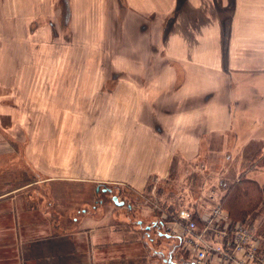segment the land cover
<instances>
[{
    "label": "crops",
    "instance_id": "obj_1",
    "mask_svg": "<svg viewBox=\"0 0 264 264\" xmlns=\"http://www.w3.org/2000/svg\"><path fill=\"white\" fill-rule=\"evenodd\" d=\"M157 3L150 10H138L140 21L143 14L156 12L155 8L159 5L165 7V17L177 6L173 0H157ZM52 4L55 5V0H0V264H181L176 260L182 254L178 238L172 245H156L158 235L170 236L164 226L160 225L162 221L155 220L153 224L143 228L142 244L146 250L143 260L139 252L132 256L131 251L121 247L124 242L116 240L118 235L114 234L113 225L92 223L61 231L48 211L27 191V188L35 183H42L43 179L22 182L28 179L26 175L29 170L22 160L19 162L20 160L15 159L22 152L21 145L28 148L23 143L29 141L34 120H37L41 112H34L29 106L36 74L41 66L39 63L36 66L34 64L43 48L42 42L39 43L41 40L34 43L33 38H30L29 19L37 20L42 17L44 10ZM119 5L127 9L130 7V4L123 1H120ZM106 6L107 0H74L72 3L71 25L85 29L87 47H98L99 42H107ZM94 8L96 13L93 12ZM179 8L181 11L175 27L170 33H164L161 51L156 53V49L155 60L148 61L150 73L153 75L149 79L153 80V83L148 89L157 91V85L163 83L161 76L169 70L174 71L173 78L178 75L181 79L168 88L170 94L181 93L180 98L184 104L181 112L176 113L173 110L170 114L165 112L157 117L164 123L163 130L169 127L165 121H171L169 131L174 141L169 149H166L136 137L140 141H135L136 145L132 146L130 158H126L124 151L117 153L116 163L121 165H116V168L135 169L132 184L128 186L138 192L145 186L140 177L143 167L149 173L155 171L172 181L167 177L168 174L172 175L176 169L182 167L178 161L172 159V155L179 153V156L191 160L210 147L211 150L218 151V142H229L233 127L235 132L241 133L250 129L257 120L264 122V0H181ZM38 9L43 12L37 11ZM17 12L27 18L26 31L15 33L11 27L10 33H2V26L8 27L9 23L18 17ZM148 16L141 26H146L145 21L151 18ZM119 22L120 25L125 23L121 19ZM76 28L74 29L77 37ZM150 32L151 30L143 31L141 37L150 39L153 36ZM40 34L36 35H45ZM160 37H157L159 42L162 40ZM102 47L104 48V44ZM151 52L153 50H150ZM107 55L109 57L110 54ZM23 64L24 68L21 67ZM114 67L117 70L122 68L119 61ZM138 74L143 75L140 71ZM138 84L126 85L124 81H117L111 94L116 96L115 104L120 109H124L125 104H143L141 89H144L145 85L141 82ZM91 85L92 82H88L86 88ZM95 85V88L101 91L106 81L97 80ZM86 92L85 90V95L90 96L91 92ZM37 94L33 92V105L45 102L44 93ZM250 97L254 104L250 105ZM131 117L132 121L138 120L140 127L143 126L137 111H134ZM258 126H261V123H258ZM143 134L146 135L145 132ZM159 142L164 141L160 139ZM87 143V147H91L90 137ZM258 143L260 146L256 145L257 148L252 154L261 153L264 156V146L261 142ZM103 145L106 146V142ZM88 148L81 168L90 172L83 178L90 182L106 183L107 179L99 174L103 173L102 169L108 170L112 167L105 158L107 156H93L92 150L90 152ZM103 151L102 154L106 153ZM39 152L41 156L44 155L41 149ZM145 153L149 154L147 165L144 162L145 157L142 156ZM252 154L247 167L253 161ZM71 163L73 161H69L66 168L75 167ZM201 163L205 161H200L198 171L204 172L207 164L202 168ZM58 167L61 168L60 165L53 164L51 168ZM95 169L98 172L93 171ZM70 173H57L56 177L76 178ZM173 183L178 185L182 181L176 180ZM226 183L227 181H219L216 185V188H222V191L218 189L222 194ZM179 189L182 190L180 195L188 199L191 197L189 203H192L201 191H207L204 187L193 191L186 183ZM105 190L109 191L108 188ZM118 199L123 200L120 197ZM201 208L199 206L197 209L201 211ZM116 232L118 233L117 230ZM123 237L122 234L120 238L118 236L121 240Z\"/></svg>",
    "mask_w": 264,
    "mask_h": 264
},
{
    "label": "rangeland",
    "instance_id": "obj_2",
    "mask_svg": "<svg viewBox=\"0 0 264 264\" xmlns=\"http://www.w3.org/2000/svg\"><path fill=\"white\" fill-rule=\"evenodd\" d=\"M120 1L130 4V7L128 6L127 9L120 6ZM173 1L177 3V6L166 17L164 16L165 7L159 5L155 8L156 12L148 13L149 16L143 14L140 21V9H152L155 4H158L157 0H107L108 25L105 29L107 42L98 41L99 44L98 42L96 44L99 46L92 48L86 45L88 40L85 39V29L82 26L76 28L75 25H71L74 0H55V5L53 6V3L46 11L44 10L45 14L42 17H38L37 20L29 19L31 20L28 29L31 33L30 38H33L34 43L41 40L39 43L42 42L43 47L34 64L36 66L39 63L41 66L36 74V83L32 91L36 95L38 92L39 94L44 93L45 102L33 105V92H31L30 109L34 112L35 110L41 112L37 120H34L36 125L33 124L29 141L23 143L28 148L21 145L22 152L15 159L20 160L19 162L22 160L29 170L26 175L28 179L22 182L43 179L42 183L37 185L35 183L27 188V191L40 203L42 208L48 211L54 224H57L61 231L92 223L113 225L115 226L114 234H117L119 238L120 234L124 235L123 240L116 236L117 241L124 242L121 247H125L128 252L131 251L132 256H136L139 252L143 260L146 257V250L142 244L143 228L153 224L155 220L162 221L164 224L174 221V216L181 208L178 202L182 197L180 195L182 190L179 188L185 183L193 191L202 187L207 190L216 188L219 181L230 183L245 171L247 176L256 178L264 184V165L259 169H248L247 167L252 151L256 150V145L260 146L258 142L264 146V122L257 120L253 122L250 129L241 133L235 132L233 127L229 142H218L217 147L220 149L218 151L211 150L210 147L191 160L179 156V153L172 155V159L178 161L179 166L182 165L174 171L173 176L168 174L167 177L172 181L165 179L155 171L149 173L143 167L140 177L144 180L145 186H142L141 192L149 194L151 200L141 198L136 205H129L132 193L128 185L132 184L135 169L132 167L116 168V165H121L116 163L118 151H124L126 158H130L132 146L136 145L135 141H140L137 138L147 140L149 144H157L160 148L169 149L174 141L169 131L172 123L166 120L169 127L163 130L164 123L157 117L165 112L170 114L173 110L176 113L181 112L184 107L180 98L181 93L170 94L168 92L170 85L181 81L178 75L173 78V70L161 76L163 83L157 85V91L148 89L153 83V80L149 81L153 75L150 73L148 61L150 59L154 61L156 53L161 51L164 33L172 31L181 11L179 8L181 0ZM93 12L96 13V8ZM17 13L18 17L13 19L8 27L2 26V33H10L11 27L15 33L26 31L28 24H25V19L27 18L20 12ZM0 14H2L1 10ZM147 16L151 18L145 21L146 26H141ZM120 19L125 22L123 25H120ZM74 28L77 29V37ZM148 30H151L153 36L150 39L141 37L142 32ZM37 33L45 35L39 37ZM159 35L162 38L160 42L157 40ZM150 50L153 52L150 53ZM107 54H110L109 57ZM114 56L116 58H113ZM118 61L122 67L119 70L114 67ZM18 62L20 66V61ZM21 67L24 68L25 65ZM139 71L143 75L140 76ZM100 79L106 81L101 91L95 88L96 85L94 86ZM116 80L124 81L126 85L133 83L139 85L138 82L145 85L144 89H141L143 104L136 106L125 104L124 109H120L115 104L116 96L111 94L116 86ZM88 82H92V85L86 88ZM85 90L91 92L90 96L85 95ZM251 98H249L250 105L254 104ZM134 111L140 115L143 126L140 127L138 120L137 122L132 121L131 116ZM258 123H261V126H258ZM58 131L60 134H57ZM143 132L146 133L145 136ZM89 137L92 145L88 148ZM160 139L164 142H159ZM105 142L106 146L103 145ZM87 148L90 152L92 150L93 156L108 157L105 158L109 160L108 164L112 166L111 169L104 168L103 173L99 174L107 179L106 183L90 182L83 178L90 172L81 168L88 152ZM40 149L44 153L43 156L39 152ZM103 150L106 153L102 154ZM252 155L260 156V154ZM261 155L264 157L263 154ZM142 156L145 157L144 162L147 165L149 154L145 153ZM202 160L207 164V168L204 172H199L198 167ZM69 161H73L71 164L75 167L66 168ZM53 164H58L61 168L53 169L51 168ZM68 171L76 178L56 177L57 173L63 175ZM93 171L98 172L97 169ZM176 180L182 183L178 185L173 183ZM105 188H109V191ZM217 189L222 191L219 186ZM116 195L125 200L123 206L116 205L114 200ZM182 200L187 203L191 197L188 199L183 195ZM193 201L189 205L190 208L193 207ZM253 222L264 234L263 212L258 214ZM175 241H177L176 237L158 235L156 245H172ZM179 244L182 254L176 260L181 264H190L191 257H194L195 253L186 247L183 248L180 240ZM121 247L117 246L123 249ZM202 264L211 263L210 260H206Z\"/></svg>",
    "mask_w": 264,
    "mask_h": 264
},
{
    "label": "built area",
    "instance_id": "obj_3",
    "mask_svg": "<svg viewBox=\"0 0 264 264\" xmlns=\"http://www.w3.org/2000/svg\"><path fill=\"white\" fill-rule=\"evenodd\" d=\"M180 198L181 208L174 221L163 226L170 236L180 240L183 248L195 253L190 264L206 260L211 264H264V234L256 223L234 222L224 209L222 193L217 188L201 191L192 208L191 203L182 200L183 196Z\"/></svg>",
    "mask_w": 264,
    "mask_h": 264
},
{
    "label": "trees",
    "instance_id": "obj_4",
    "mask_svg": "<svg viewBox=\"0 0 264 264\" xmlns=\"http://www.w3.org/2000/svg\"><path fill=\"white\" fill-rule=\"evenodd\" d=\"M256 154H260V156L254 155L248 169H259L264 165V157L261 153ZM129 190L132 193L129 205H136L141 198L150 197L149 194L138 192L132 186L129 187ZM149 199L151 200V198ZM222 205L234 222L254 223L253 221L258 214L262 212L264 214V184L256 178L247 176L245 171L241 172L238 178L230 183L227 182L224 186Z\"/></svg>",
    "mask_w": 264,
    "mask_h": 264
},
{
    "label": "water",
    "instance_id": "obj_5",
    "mask_svg": "<svg viewBox=\"0 0 264 264\" xmlns=\"http://www.w3.org/2000/svg\"><path fill=\"white\" fill-rule=\"evenodd\" d=\"M114 200H115V202H116L117 205H123V204H124V201H120V200L118 199V196H117V195L114 196Z\"/></svg>",
    "mask_w": 264,
    "mask_h": 264
},
{
    "label": "flooded vegetation",
    "instance_id": "obj_6",
    "mask_svg": "<svg viewBox=\"0 0 264 264\" xmlns=\"http://www.w3.org/2000/svg\"><path fill=\"white\" fill-rule=\"evenodd\" d=\"M160 225H163V222H160Z\"/></svg>",
    "mask_w": 264,
    "mask_h": 264
},
{
    "label": "bare ground",
    "instance_id": "obj_7",
    "mask_svg": "<svg viewBox=\"0 0 264 264\" xmlns=\"http://www.w3.org/2000/svg\"><path fill=\"white\" fill-rule=\"evenodd\" d=\"M118 198H119V197H118ZM120 201H123V200H120ZM124 204H125V201H124ZM124 204H123V205H124Z\"/></svg>",
    "mask_w": 264,
    "mask_h": 264
}]
</instances>
